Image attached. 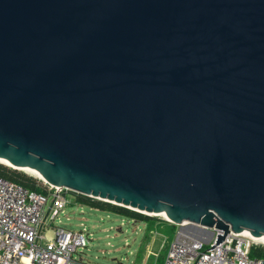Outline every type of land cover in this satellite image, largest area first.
Masks as SVG:
<instances>
[{
  "label": "water",
  "instance_id": "obj_1",
  "mask_svg": "<svg viewBox=\"0 0 264 264\" xmlns=\"http://www.w3.org/2000/svg\"><path fill=\"white\" fill-rule=\"evenodd\" d=\"M0 158L264 235V0H0Z\"/></svg>",
  "mask_w": 264,
  "mask_h": 264
},
{
  "label": "built area",
  "instance_id": "obj_2",
  "mask_svg": "<svg viewBox=\"0 0 264 264\" xmlns=\"http://www.w3.org/2000/svg\"><path fill=\"white\" fill-rule=\"evenodd\" d=\"M46 184L41 192L0 176V264H91L82 256L90 230L53 223L74 194ZM214 237L215 232L209 238L176 233L162 264H264V257L248 254L250 244L263 241L231 230L217 243Z\"/></svg>",
  "mask_w": 264,
  "mask_h": 264
},
{
  "label": "rangeland",
  "instance_id": "obj_3",
  "mask_svg": "<svg viewBox=\"0 0 264 264\" xmlns=\"http://www.w3.org/2000/svg\"><path fill=\"white\" fill-rule=\"evenodd\" d=\"M40 182L47 185L41 179ZM148 215L154 216L147 220L128 218L72 199L53 223L71 228L84 225L90 230L82 256L91 264H162L166 246L176 233L193 234L189 229H201L171 222L160 214ZM202 229L211 234V229Z\"/></svg>",
  "mask_w": 264,
  "mask_h": 264
},
{
  "label": "trees",
  "instance_id": "obj_4",
  "mask_svg": "<svg viewBox=\"0 0 264 264\" xmlns=\"http://www.w3.org/2000/svg\"><path fill=\"white\" fill-rule=\"evenodd\" d=\"M0 176L9 180L16 181L28 189L45 192L46 186L40 182V179L35 175L25 172L22 169L12 167L4 162L0 161ZM75 200L79 203H84L92 207L109 210L119 213L128 218L147 220L154 215H148L146 213L137 211L135 209L115 204L110 201H105L89 195H85L74 191ZM248 254L250 256H262L264 257V245L261 243H252L249 246Z\"/></svg>",
  "mask_w": 264,
  "mask_h": 264
},
{
  "label": "bare ground",
  "instance_id": "obj_5",
  "mask_svg": "<svg viewBox=\"0 0 264 264\" xmlns=\"http://www.w3.org/2000/svg\"><path fill=\"white\" fill-rule=\"evenodd\" d=\"M0 161L1 162H4V163H7L4 159H2V158H0ZM19 169H22V170H24L25 172H27V173H30V174H32V175H35L36 177H38V178H41L42 179V177L39 175V173H37L36 171H34V170H32V169H29V168H27V167H19ZM149 213H154V212H149ZM156 214H160V215H163L164 217H166L167 218V216L164 214V212L163 211H159V212H155ZM181 224L182 225H186L187 223H186V221L185 220H183L182 222H181ZM188 225V224H187ZM187 228V227H186ZM189 230H191V231H193L194 233L192 234V232H187V231H183V233L184 234H187V235H189V236H191V237H194V238H205V237H208L209 235H210V232L209 231H205V230H203L202 228L201 229H189ZM242 232L243 233H247V234H249L248 233V231L247 230H242ZM250 235V234H249ZM251 236V235H250ZM253 238H255V239H258V240H260V241H263L264 242V235H259V236H252Z\"/></svg>",
  "mask_w": 264,
  "mask_h": 264
}]
</instances>
